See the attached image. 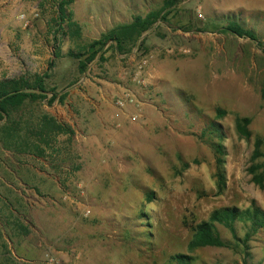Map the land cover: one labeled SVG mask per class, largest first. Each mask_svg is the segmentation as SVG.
Instances as JSON below:
<instances>
[{
    "label": "rangeland",
    "instance_id": "obj_1",
    "mask_svg": "<svg viewBox=\"0 0 264 264\" xmlns=\"http://www.w3.org/2000/svg\"><path fill=\"white\" fill-rule=\"evenodd\" d=\"M162 8L164 17L123 50L109 40L80 69L77 54L86 60L89 44ZM231 21L264 42V0H0V80L39 73L48 90L12 119L31 130L50 116L72 131L44 137L46 158L0 140V192L17 206L21 195L29 203L31 258L167 264L187 253L193 264H245L236 249L188 248L192 227L215 210L264 209V183L252 172L264 162L252 157L256 140L264 151V50L225 30ZM145 58L139 83L134 78ZM126 94L138 108L116 106ZM135 112L140 116L132 121ZM238 117L251 119L250 137L237 132ZM212 124L222 136L211 133ZM249 245L247 264H264V229Z\"/></svg>",
    "mask_w": 264,
    "mask_h": 264
},
{
    "label": "trees",
    "instance_id": "obj_2",
    "mask_svg": "<svg viewBox=\"0 0 264 264\" xmlns=\"http://www.w3.org/2000/svg\"><path fill=\"white\" fill-rule=\"evenodd\" d=\"M177 0H166V4H172ZM164 8L159 10H152L145 17L137 16L130 24H125L113 28L110 32L104 35L103 39H98L88 45V56L86 60L81 57L84 54L78 53L77 57L80 58V69L85 70L87 64L94 60L98 52L106 45L109 40L116 42L118 48L123 50L127 41L134 40L137 36L142 35L145 31L150 29L157 20L162 19L161 15ZM225 30L236 33L240 36H247L252 40L258 42L264 50V42L260 40L258 34L251 29H246L238 21H231ZM224 30V31H225ZM47 85L45 76L42 74H33L30 76H20L18 78H5L0 80V120H5V124L0 129V140L5 148L13 149L17 153L33 152L36 151L38 157L46 158L47 152L45 136L54 130L62 132H72L69 126L64 124L56 125V120L50 116H44L37 127L31 130H25L21 121L12 119L13 113L21 108L27 100L32 102H39L47 97ZM57 93L54 92L52 100L56 99ZM251 119L249 117H238L236 122L237 132L244 137H250L251 132L248 128ZM212 132L222 136V130L216 127L215 124L211 125ZM34 137V140H33ZM32 139V140H31ZM260 139L256 140L255 149L253 152V159L264 157V151L261 148ZM213 147L218 154L223 152L221 144L215 142ZM218 163V182L219 187L223 188L225 185V174L221 169V159ZM262 168V170H260ZM254 179L256 182L264 183V162L254 163L252 167ZM11 192L16 193L15 190ZM18 195V194H17ZM150 198L153 195H149ZM20 199L21 204L17 206L11 197L0 192V235L4 239L0 246L4 247L5 253L10 256L6 257V262L0 264H8L13 261L12 248L10 243L14 240V233L16 231L22 232L24 235L31 233L33 223L30 220L29 203L21 195L17 197ZM223 225L231 233V239H225L217 224ZM245 229L243 235L239 233V226ZM264 229V209L252 204L247 208L239 207H224L212 212L210 219L199 222L192 227V238L189 241L188 248L194 251L199 248L214 246L229 249H236L244 255V263L247 264V256L250 254L249 241L260 230ZM16 249V246H15ZM194 257L187 253H176L170 257L167 264H193ZM42 263V262H40ZM43 264V263H42Z\"/></svg>",
    "mask_w": 264,
    "mask_h": 264
},
{
    "label": "crops",
    "instance_id": "obj_3",
    "mask_svg": "<svg viewBox=\"0 0 264 264\" xmlns=\"http://www.w3.org/2000/svg\"><path fill=\"white\" fill-rule=\"evenodd\" d=\"M29 209L31 211L30 207ZM14 234H15L14 240L13 242L10 243V246H14L12 248V255L14 257V260L9 261L8 264H42V263L45 264V259H46L45 256L41 255L40 257H38V259L31 258L29 256V252L31 251V245H29L26 235L22 234V232L20 231H16V233ZM26 243L28 244L26 245ZM15 246H16V249H15ZM18 248L22 250V252H20ZM9 254L8 253L6 254L3 252L2 254H0V258H6V256H10ZM61 256L63 257V254ZM1 262H6V261H1Z\"/></svg>",
    "mask_w": 264,
    "mask_h": 264
},
{
    "label": "built area",
    "instance_id": "obj_4",
    "mask_svg": "<svg viewBox=\"0 0 264 264\" xmlns=\"http://www.w3.org/2000/svg\"><path fill=\"white\" fill-rule=\"evenodd\" d=\"M146 62H147V59L145 58L142 61V63H140V65L138 66V70H137L138 72H137L134 79H135V81H137L139 83L144 82L143 78H141V72H142V69H143L144 65L146 64ZM115 104L119 109H121L123 111L132 105L133 106L135 105L138 108L137 100L135 99V96L132 94L119 95L115 100ZM139 116H140V113L135 112V113H132V115H130V119L132 121H137ZM57 261L58 260L54 255L47 253L46 259H45V264H57Z\"/></svg>",
    "mask_w": 264,
    "mask_h": 264
}]
</instances>
